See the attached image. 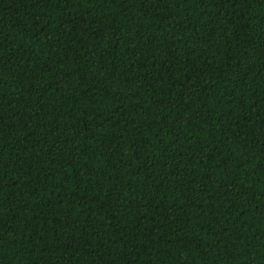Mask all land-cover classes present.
<instances>
[{
	"label": "trees",
	"instance_id": "trees-1",
	"mask_svg": "<svg viewBox=\"0 0 264 264\" xmlns=\"http://www.w3.org/2000/svg\"><path fill=\"white\" fill-rule=\"evenodd\" d=\"M0 264H264V0H0Z\"/></svg>",
	"mask_w": 264,
	"mask_h": 264
}]
</instances>
